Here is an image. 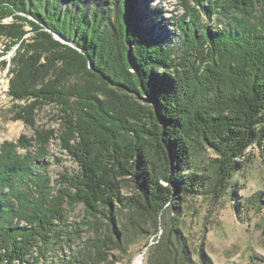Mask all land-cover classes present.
Returning <instances> with one entry per match:
<instances>
[{"label":"trees","instance_id":"16d2710c","mask_svg":"<svg viewBox=\"0 0 264 264\" xmlns=\"http://www.w3.org/2000/svg\"><path fill=\"white\" fill-rule=\"evenodd\" d=\"M178 1L185 57L144 28L132 0H68L67 8L62 0H0V42L6 51L19 45L14 118L34 127L40 108L55 106L61 145L80 166L60 187L38 172L54 129H36L35 155L17 152L32 145L25 135L2 144L0 264H37L30 257L63 239L68 208L79 204L95 232L80 264L127 252L139 238L146 264H195L184 231L190 198L218 202L231 193L264 210L261 191L240 198L234 183L254 162L252 147L264 171V0ZM204 14L226 24L212 26ZM25 24L34 30L27 40Z\"/></svg>","mask_w":264,"mask_h":264},{"label":"rangeland","instance_id":"374dc122","mask_svg":"<svg viewBox=\"0 0 264 264\" xmlns=\"http://www.w3.org/2000/svg\"><path fill=\"white\" fill-rule=\"evenodd\" d=\"M64 8L68 7V0H62ZM100 3L105 0H99ZM134 9L142 13L141 20L145 29L153 32L154 36L164 39L166 45L175 51L176 57L187 56V46L184 34L179 27L184 9L178 0H132ZM91 3L92 1H87ZM23 14V13H22ZM30 18H33L29 15ZM5 22H11L12 17H4ZM212 26L221 28L225 21H219L217 16H203ZM25 39L34 35V30L29 24H25ZM198 27V33L201 32ZM19 45L10 50H5V41L0 42V149L4 142H19L25 135L30 140L29 147L18 146L17 152L24 155L31 151L37 153L38 144L33 140L36 137V129H54L55 133L49 145L46 155L38 154V162H43V167H38L48 178L50 186H61L64 175L73 176L80 171V166L74 156L61 145L62 133L61 121H57V109L53 105L46 104L38 111L35 126L27 125L22 119H15L12 107L14 101L10 95L11 77L13 73V57ZM191 55V54H190ZM189 55V56H190ZM192 55L190 56V58ZM21 103H25L21 101ZM254 162L246 168L244 173L236 175L234 183L241 186L239 197H250L257 192H262L264 200V171L261 152L257 147H252ZM210 155H214L212 151ZM233 188V187H232ZM131 192V187L125 189ZM238 198V199H240ZM264 210L257 206L252 208L245 203L240 205L231 193H227L218 202L208 201L199 196L190 198L184 214V231L188 242L194 250L195 264H264ZM67 224L63 226V239L59 242L51 239L44 248V253H34L37 256V264H80L78 260L85 256L84 243L95 236L94 230L82 224L83 220L92 219L86 217L84 206L79 204L69 207ZM106 223V219H101ZM19 225L29 226L25 221ZM80 226L81 236H77V227ZM70 238V239H68ZM153 239V238H152ZM145 238H139L130 244L127 252L115 248L109 250L107 260L96 264H133L139 255H144L146 264L147 249L144 247ZM144 253V254H143Z\"/></svg>","mask_w":264,"mask_h":264},{"label":"water","instance_id":"95a60500","mask_svg":"<svg viewBox=\"0 0 264 264\" xmlns=\"http://www.w3.org/2000/svg\"><path fill=\"white\" fill-rule=\"evenodd\" d=\"M49 30H50V29H49ZM53 34H54V36H55L58 40H60V41H62V42H64V43L70 44V45H72V46L75 47V45H74L73 43H71L70 41L64 39L60 34H58V33H56V32H53ZM146 249H148V247H146Z\"/></svg>","mask_w":264,"mask_h":264},{"label":"bare ground","instance_id":"6f19581e","mask_svg":"<svg viewBox=\"0 0 264 264\" xmlns=\"http://www.w3.org/2000/svg\"><path fill=\"white\" fill-rule=\"evenodd\" d=\"M144 254V253H143ZM133 264H145V262H144V255H139L136 259H135V261H134V263Z\"/></svg>","mask_w":264,"mask_h":264}]
</instances>
